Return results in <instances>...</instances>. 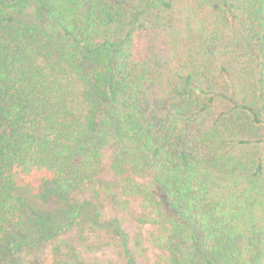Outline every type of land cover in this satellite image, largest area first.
I'll list each match as a JSON object with an SVG mask.
<instances>
[{
    "label": "trees",
    "instance_id": "16d2710c",
    "mask_svg": "<svg viewBox=\"0 0 264 264\" xmlns=\"http://www.w3.org/2000/svg\"><path fill=\"white\" fill-rule=\"evenodd\" d=\"M0 264H264V0H0Z\"/></svg>",
    "mask_w": 264,
    "mask_h": 264
},
{
    "label": "rangeland",
    "instance_id": "374dc122",
    "mask_svg": "<svg viewBox=\"0 0 264 264\" xmlns=\"http://www.w3.org/2000/svg\"><path fill=\"white\" fill-rule=\"evenodd\" d=\"M8 16H12V15H8ZM50 210L52 211H58V212H63L64 211V208L62 205H57V204H53V205H50Z\"/></svg>",
    "mask_w": 264,
    "mask_h": 264
}]
</instances>
